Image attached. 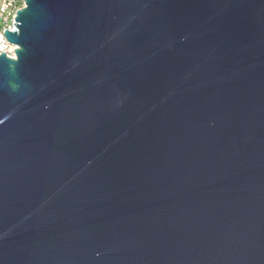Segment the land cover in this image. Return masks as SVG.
Listing matches in <instances>:
<instances>
[{
  "label": "water",
  "instance_id": "water-1",
  "mask_svg": "<svg viewBox=\"0 0 264 264\" xmlns=\"http://www.w3.org/2000/svg\"><path fill=\"white\" fill-rule=\"evenodd\" d=\"M17 1L0 264H264V0Z\"/></svg>",
  "mask_w": 264,
  "mask_h": 264
},
{
  "label": "built area",
  "instance_id": "built-area-1",
  "mask_svg": "<svg viewBox=\"0 0 264 264\" xmlns=\"http://www.w3.org/2000/svg\"><path fill=\"white\" fill-rule=\"evenodd\" d=\"M23 7L17 0H0V54L5 53L8 58H14L15 46L9 44L4 37L5 30H15L16 12Z\"/></svg>",
  "mask_w": 264,
  "mask_h": 264
},
{
  "label": "snow or ice",
  "instance_id": "snow-or-ice-1",
  "mask_svg": "<svg viewBox=\"0 0 264 264\" xmlns=\"http://www.w3.org/2000/svg\"><path fill=\"white\" fill-rule=\"evenodd\" d=\"M0 39H3V37H2V36H0Z\"/></svg>",
  "mask_w": 264,
  "mask_h": 264
},
{
  "label": "bare ground",
  "instance_id": "bare-ground-1",
  "mask_svg": "<svg viewBox=\"0 0 264 264\" xmlns=\"http://www.w3.org/2000/svg\"><path fill=\"white\" fill-rule=\"evenodd\" d=\"M15 58V57H14Z\"/></svg>",
  "mask_w": 264,
  "mask_h": 264
}]
</instances>
